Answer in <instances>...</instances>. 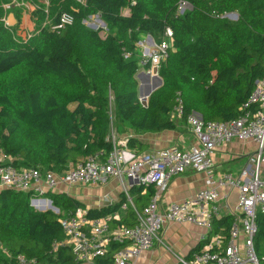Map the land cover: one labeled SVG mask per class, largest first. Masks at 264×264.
<instances>
[{"label":"trees","instance_id":"trees-1","mask_svg":"<svg viewBox=\"0 0 264 264\" xmlns=\"http://www.w3.org/2000/svg\"><path fill=\"white\" fill-rule=\"evenodd\" d=\"M180 1L0 0V163L6 154L18 168L40 165L63 173L86 157L103 153L105 159L113 134L131 130L127 145L139 154L147 144L137 135L177 129L180 122L187 127L193 111L205 122L238 118L264 77V0H186L192 8L178 15ZM27 5L33 6L35 29L24 37L19 30ZM10 12L16 25L7 23ZM233 12L237 19L226 16ZM64 13L73 22L55 28ZM96 15L107 31L85 24ZM169 27L174 35L159 68L163 84L146 105L139 41L150 35L158 43ZM178 107L181 118L174 115ZM143 189L133 187L131 196L147 206L155 189L149 186L141 196ZM35 197L41 196L0 190V264H18L19 256L34 264H80L60 223L79 209L88 220L119 213L113 228L135 223L134 209L122 210L124 194L115 204L89 209L66 193L46 194L60 215L35 211ZM233 222L231 215L215 219L213 233L228 232ZM257 225L255 247L264 264V213ZM123 247L110 243L108 254L93 263L115 264Z\"/></svg>","mask_w":264,"mask_h":264},{"label":"built area","instance_id":"built-area-1","mask_svg":"<svg viewBox=\"0 0 264 264\" xmlns=\"http://www.w3.org/2000/svg\"><path fill=\"white\" fill-rule=\"evenodd\" d=\"M191 8L188 1L181 0L177 13L182 15ZM73 20L71 13H64L55 28H63ZM173 35L169 27L158 43L154 40L149 44L147 38L150 35L139 41L143 54L141 73L148 69L153 77L154 70L159 71L162 61L168 56ZM147 65L149 68H144ZM241 109L242 114L238 118L207 122L193 111L187 117V123L198 144L187 150L172 146L134 154L127 150L128 140L121 143L113 134L114 147L105 159L102 158L103 153L89 156L70 164L63 173L40 165L18 168L11 156L2 154L0 190L12 189L41 196L32 198L31 206L46 211L50 209V199L44 197L48 193H63L64 187L79 185L105 186L113 179L119 180L126 198L122 210L133 208L136 213L133 226L113 228V220H120L119 213L88 220L87 211L83 209H79L75 216H65L60 220L67 236L66 244L72 247L80 264H94V258L105 257L112 242L124 245L114 254V263L132 264L160 241V232L169 223H190L206 231L199 241L202 245L198 252L191 259H180L179 264H260L255 239L258 215L264 213V77L256 81L254 91ZM175 114L181 117V107ZM233 140L254 141L257 148L237 173L219 171L214 158L216 149ZM189 171L204 174L206 187L184 202L162 207L172 178ZM149 186H153L155 192L148 205L139 211L134 205L131 189L143 187L145 190ZM232 191H237L238 195L237 205L233 208L228 204ZM55 213L61 214L60 210ZM228 215L234 217L229 231L221 228L213 233L214 220ZM17 259L18 264L35 263L22 256Z\"/></svg>","mask_w":264,"mask_h":264},{"label":"crops","instance_id":"crops-1","mask_svg":"<svg viewBox=\"0 0 264 264\" xmlns=\"http://www.w3.org/2000/svg\"><path fill=\"white\" fill-rule=\"evenodd\" d=\"M149 44H153V37L147 38ZM177 118H181L178 117ZM188 124V123H187ZM132 134V131L116 134L121 143L128 140V137ZM140 140L147 144V148L141 152H153L157 150L167 149L172 146L179 147L180 149H191L198 144L197 139L192 134L189 125H185L180 122L177 129L165 130L162 132H149L141 135H137ZM128 146V145H127ZM257 148L254 141H240L233 140L229 143L220 145L214 154L216 164L219 171L237 173L243 165L248 162V157ZM130 153L137 154V149L127 147ZM139 153V154H141ZM89 189H95L96 186H89ZM206 187V178L204 174H198L193 171H189L185 174L178 175L172 178L167 191L164 194L162 201V207L169 203H181L192 198L198 191ZM108 194L105 198L108 201L106 204L101 203L103 200L99 198L94 201V205L86 206L89 208H102L111 204H115L120 201L122 195L121 182L117 179H113L108 185L103 187ZM117 193L116 200L110 198V194ZM148 189L142 191L141 196H146ZM135 207L146 206L144 203L136 204V198H132ZM138 200V199H137ZM238 195L237 191L231 192V197L228 204L231 208L237 205ZM147 202V201H144ZM206 231L194 224L184 223H169L166 224L163 230L160 232V241L157 242L154 247L142 254L138 259L132 262V264H179L180 259L186 258L191 250L197 246L202 235Z\"/></svg>","mask_w":264,"mask_h":264},{"label":"rangeland","instance_id":"rangeland-1","mask_svg":"<svg viewBox=\"0 0 264 264\" xmlns=\"http://www.w3.org/2000/svg\"><path fill=\"white\" fill-rule=\"evenodd\" d=\"M28 10L26 12H24L23 18H22V22L20 25V30L19 32L21 33L22 36L26 37L27 34H30L31 32H33V30L35 29V24L33 21V18L31 16V12L33 11V6L31 5H27ZM231 19H236V18H231ZM7 23L10 26L16 25L17 24V20L15 18V15L10 12L8 14L7 17ZM85 24L92 29H97V28H104L107 31V25L106 22L102 19V17L100 15H96V16H91L87 19V21L85 22ZM95 26V27H94ZM104 30H101L102 34H105ZM145 38V37H144ZM138 80H139V84H142V88H141V94H140V99H142L143 97H145L148 93V91L150 89H153L155 86L158 85L159 81L157 78H154L151 76H148V69H145L139 76H138ZM177 117V114H174ZM104 186L103 185H97L95 189H89V186L86 185H79L77 187H64L62 190L63 193H66L74 198H76L77 200H79L80 202H82L83 204H85L86 206H90V205H94L93 202L98 200L99 198L103 197L100 202L103 204H106L108 201L106 200V196L108 194H106L107 191L103 190ZM117 193H112L110 194V198L112 200H116ZM35 211L39 212V213H46L45 210H41L39 208H34ZM47 212H53L54 211H47ZM56 214V213H55Z\"/></svg>","mask_w":264,"mask_h":264},{"label":"water","instance_id":"water-1","mask_svg":"<svg viewBox=\"0 0 264 264\" xmlns=\"http://www.w3.org/2000/svg\"><path fill=\"white\" fill-rule=\"evenodd\" d=\"M227 17H229V18H238V13H236V12H233V13H229L228 15H227ZM86 21V20H85ZM150 37H152V36H150ZM154 72H155V75L153 76L154 78H157L158 79V81H159V83H158V85L157 86H155L153 89H150L149 91H148V93H147V95L145 96V97H143V99H144V101H143V103L144 104H148V98H149V96H150V94L154 91V90H156L158 87H160L162 84H163V79H162V77L159 75V71L157 70V69H155L154 70ZM141 74V72L138 74V76ZM148 76H150V73H148ZM141 88H142V84H140V91H141ZM140 94H141V92H140ZM49 203H50V209H49V211H55V212H58L59 211V209L57 208V207H54L53 206V204H52V201L51 200H49ZM48 210H46L45 212H47Z\"/></svg>","mask_w":264,"mask_h":264}]
</instances>
